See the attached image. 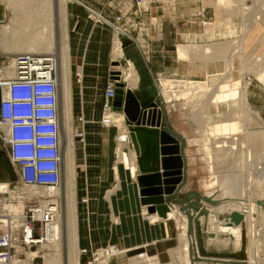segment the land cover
I'll use <instances>...</instances> for the list:
<instances>
[{
	"label": "bare ground",
	"instance_id": "6f19581e",
	"mask_svg": "<svg viewBox=\"0 0 264 264\" xmlns=\"http://www.w3.org/2000/svg\"><path fill=\"white\" fill-rule=\"evenodd\" d=\"M37 1L39 3H37ZM59 1H60V5L58 6L59 17L57 19L55 16V8L53 5V1L51 0H10L11 6L14 8V15L9 25H5L2 28H0V48L4 51L7 52L9 51L11 53L14 51L15 52L17 51V53L21 52L27 54H39V53L49 52L53 57L56 58L57 55L55 51L53 52V49H55L56 46L55 28L58 25V27L61 30V40H62L61 50L59 49L60 51L58 55H59L60 67H61V76H60L61 85L63 86V92H64V120H65V124L69 127V131H70L69 133H73L71 131L72 130L71 128L73 127V126L71 127V122H73L71 119L73 117L72 116L73 115L72 71L74 66L72 65V60L70 56V46H69V34H68L69 29H68V19H67L68 0H59ZM76 1L79 2V0ZM172 1L175 2V0H170V1L167 0L168 3ZM164 2L166 3V1ZM227 2L230 4L232 3V1L229 2V0H227ZM171 4L172 3H170V5ZM241 9L242 10L239 12H241L242 15L244 16L245 12H242L244 11V8ZM229 12L234 13L235 11L228 10V13ZM261 13L263 12H260V14ZM262 19L264 21V14ZM56 20H59L58 23H56L57 22ZM110 24L113 23L110 22ZM113 27L115 29V39L113 44L114 47L112 51V59H113V63L114 62L118 63L116 68H121V69L114 71L112 76L115 77L116 75H118L116 76L117 78L116 77L115 78L119 79L120 82L122 81L125 84L126 89L133 90L138 86L139 74L136 70L134 62L131 59L127 61L126 67L121 65L123 58H125L124 55L126 49L124 48L123 42L120 38V32L122 30L119 27H117L116 24H113ZM243 29H242L243 32H241L242 35L241 38L239 37L238 39L234 40L232 42L233 44L231 43V46L228 43L230 47L227 45L228 49H226L227 47L225 46V51L222 50L221 53L218 50H221L219 47L222 46L224 42H220V43L218 42L215 44L214 43L207 44L206 42V44H202V45L195 43H187V44L179 43L176 47L177 48L176 53L180 61H190L191 63L199 62L200 64L203 62V64L208 66V63L220 59L222 60V58L225 57L224 59V61L226 62L225 72L210 75L207 72V70H204L205 75L207 77V82L204 84V86L200 87L197 85L195 80H191L188 77H186L185 80H183L184 86L175 87V84L167 83L168 85L167 84L164 85L163 88L162 87L158 88V95L165 103H170L174 99L180 100L182 97L186 101V104H188L189 102H193L191 105V109L193 110V113L195 115L194 116L195 120L198 123L197 131L200 134V137L197 139V143L201 145L200 146L201 149L207 156L208 159L207 165L209 171L212 173H217V172L221 173L220 175L218 174L216 176L215 181H213L210 184V187H212V189L207 193L208 194L207 197L215 202H218V200L223 198L227 199V197L228 198L236 197L237 199V200L235 199L236 201H234V203L233 202L232 204L229 203L230 205L227 204V200H226L227 205L226 204L222 206L218 205V209L220 210V212L224 214L221 210L224 211L227 208H229L228 212L239 211V208L241 207L240 204H242V206H245L246 208L249 207L250 208V210L248 208L249 211H252L251 209L256 208L258 210L257 213L260 211L261 213L260 216L262 215L264 217V185H263L264 184V119L261 115V111L255 108L251 103V100L249 99L248 92L252 81L251 80L246 81L245 80L246 78H233L232 76L234 69L232 56L234 57V55L237 54L242 56V58L246 60V56H245L246 54L244 51V38H245V34L247 33V30L245 27ZM235 31H237L236 28L232 26L231 28H228L227 32L225 31L224 33H216L214 30L213 37L217 38L220 36L225 37L228 35H233ZM252 60L255 63L262 62L264 60V55H262V57ZM13 67L14 64H11L4 68V72L6 73L7 76L14 75ZM195 68H198V66L197 67L195 66ZM115 73H119V74H115ZM256 77L259 79L264 78V69L263 71L259 72ZM105 114L110 119L111 126L116 125L120 129L119 136L117 137L118 146L116 149L117 155L119 157V161H122L123 164L126 165L127 170L129 169L131 171V176L133 180L137 181V175L140 171L137 162V153L135 151V147L130 136V131L127 133L125 132V130H123L124 128H122L123 126L125 127V123L127 122L126 115L125 113H123V111L114 110V108L111 109L110 111H106ZM240 118H242L245 121L246 125L248 123L247 126L249 127L247 130L244 128L243 132L239 130ZM136 134H137L136 135L137 143L140 147V154L147 155L152 151H154V145H155L154 136L144 133L141 130H139L138 133ZM73 139H71L72 144L74 143ZM72 144L70 142L69 146L67 145L68 150L66 149L67 151L66 152L67 153L66 154L67 156V161H66V165H67L66 193L67 194L66 195L67 196L66 195L65 196L67 197V200L65 207L66 208L65 217H66L67 247H68L67 258H68V264H80L81 252L79 247V231H78L79 213H78V199H77V186H76V169H75L76 167L73 158L74 156L73 154L75 152H73L74 150ZM244 152H245L244 155L245 162L244 164H241L240 158ZM220 155L224 156V159H222L223 161H221ZM225 161L233 162L231 164L229 162L230 164L229 166H232L231 167L232 170L229 169L230 170L229 173H227V171L229 170H226L229 167L226 168L224 171L219 170V165ZM244 166L245 169L242 170ZM220 169L222 168L220 167ZM117 187L119 188V185ZM60 189L53 188L51 190H45L36 187L33 188L26 187L23 189V193L30 198L34 196L35 198L38 199L44 198L46 200V198L50 197V195L52 194H54L55 196L59 195L61 192ZM252 191L255 194V197L256 195H259V199H261L262 202V204L260 203L261 205L256 206L255 204L256 202H255L254 203L255 207H254V205L251 203L253 202V200L252 201L250 200L254 199V194L253 195L251 194ZM110 193H112V191H110ZM243 194H246L247 198L248 195L250 194L252 195L250 197H253L250 200H248V202H250L248 205L243 202L244 201L243 198L239 202V198H241ZM23 199L25 198L23 197ZM23 199L19 198V203L15 206L18 212H22L26 208V201ZM255 199L257 201V197ZM45 207L51 208V210L53 211V217L51 222H49L50 224H49V228L47 229V238L45 239L47 240V243H51L55 247L56 252H54V254H48V256L46 255L47 257H45L44 261L45 264H62L63 258L61 260V257L63 253H60V250H62L63 247L62 246L63 232H62V226L60 224L63 222L59 224L60 212H59L57 199L56 200L54 199L49 202H45L44 205L42 204L41 209ZM144 213L146 214L147 221L149 219V221H151L152 223L165 220L164 218L160 217L156 212L149 213L147 207L144 209ZM248 215L246 216L248 217ZM246 216H244L245 217L244 219L247 218ZM182 217H183V224H182L183 232L180 236L181 247L177 250L175 249V255L179 261L178 262L179 264H192V259H193L192 246L195 243V241L191 238L189 234V228H191L189 227V223H190L189 216L187 214H182ZM216 217L218 218V216ZM224 218L223 220L220 219L218 224L214 226L215 233L217 234L225 233L235 238L236 242L239 243L240 239L243 236L241 229L243 225L229 224L226 220L224 221ZM167 219L175 220L179 224L178 212L176 208L172 207V209H170ZM247 219H249V217ZM261 219L260 221L264 222V219L263 221ZM246 221L243 222L246 223ZM249 222L247 221L248 224H250ZM47 225L48 223L45 225V228ZM45 234H46V229H45ZM45 239L43 240L39 238V240H37V244L42 241H43L42 243H45L44 242ZM251 244L252 241L250 242V246H252ZM46 245L47 244H43V246ZM254 251L255 249L253 250V246H252L249 252V257L251 256L252 258L253 256L256 255ZM36 255H38V252H36ZM148 259L149 257L146 254L142 256L140 260H148ZM257 261L260 262V259Z\"/></svg>",
	"mask_w": 264,
	"mask_h": 264
},
{
	"label": "rangeland",
	"instance_id": "374dc122",
	"mask_svg": "<svg viewBox=\"0 0 264 264\" xmlns=\"http://www.w3.org/2000/svg\"><path fill=\"white\" fill-rule=\"evenodd\" d=\"M53 1V5L55 8V16L58 19L59 17V5H60V1L59 0H51ZM59 1V2H58ZM81 1V0H80ZM85 2L86 5H88L90 7V9L93 11V14L95 15H102L105 18H108L110 21L112 22H117V18L119 19V23H121V25L125 24V27L130 31L133 32V30L136 29V31H140L141 28L145 31L146 28H148V33H150L153 29L152 27H156L157 24H160V18L159 17H171L174 18V20L176 21V19L178 20L177 25H181L184 27H193V32L195 33L193 38L191 40L187 39V36L183 38L179 43H195V44H211V43H220V42H224L222 46H220L219 48L221 50L220 53L222 52V50L225 51V46L227 47L228 43L231 46V43L238 39L239 37L241 38V32H243V28L245 27L247 30V33L245 34V38H244V51H245V56H246V60L242 58V56L235 54L234 57L232 56L233 59V65H234V70L232 73L233 78H246V81L251 80V86L249 87V99L251 100V103L253 104V106L255 108H257L258 110L261 111V115L264 119V78L259 79L257 78V74L261 71H263L264 69V60L262 62H253L252 59H257L259 57H262V55H264V21H263V14H264V0H229V2L232 1V3H228L227 0H175V2H167V0H153V1H149L151 2L150 5L146 6L149 9L143 11L142 13H140L138 16L135 15V12L138 9H141L138 5V1L139 0H82ZM166 1V3L164 2ZM170 1V0H169ZM222 2V3H219ZM37 3H39L37 1ZM55 3V4H54ZM170 3H172L170 5ZM81 4L79 2H77L76 0H68L67 1V13H68V9H70V7H81ZM78 9L81 11L82 14L86 15V16H91L92 17V13L89 11V9H87L86 7H81ZM160 7V8H159ZM159 8V9H157ZM201 8H204L206 10L207 13V21L206 24H203V19H200L199 17L196 16V12H198V10H200ZM244 8V16L242 15L241 11ZM84 9V10H83ZM233 10L235 11L234 13L229 12L228 10ZM0 10L1 13L6 14L5 16V21H3L2 23H0V27H2L1 25H9L10 21L14 15V8L11 6L10 0H0ZM227 10V12H226ZM237 11V12H236ZM57 12V13H56ZM260 12H263L260 14ZM259 13V14H258ZM258 14V16H257ZM135 15V16H134ZM260 15V18H259ZM262 15V16H261ZM246 18V19H245ZM137 19V20H135ZM145 19L149 21V26H147L145 23H141L140 20ZM135 20V21H134ZM198 20V21H197ZM58 23L59 20H56ZM131 22H134L133 24ZM245 24H244V23ZM118 23V24H119ZM166 23V22H165ZM173 23V22H172ZM176 23V22H175ZM136 24V26H134ZM245 26H244V25ZM120 24L117 25V27H119L121 30L124 31V28L121 26ZM243 25V27H242ZM131 26H134L131 28ZM235 27L237 31L234 32L233 35H228L225 37H213V31L215 30L216 33H224L225 31L227 32L228 28ZM243 30H242V29ZM115 30V29H114ZM55 34H56V46L55 49H53V52L55 51L56 55H57V61L59 64V74L61 75V67H60V59H59V51L61 50V30L58 27V25L55 28ZM147 31V30H146ZM155 31V30H153ZM115 34V33H114ZM114 39H115V35ZM132 35V33H131ZM205 35V36H204ZM238 36V37H237ZM122 42H123V46L125 45V40L124 37L121 38ZM178 43V44H179ZM114 44V42H113ZM233 44V43H232ZM228 45V46H229ZM229 46V47H230ZM114 47V45H113ZM125 47V46H124ZM60 49V50H59ZM176 48L174 47V50ZM228 49V47L226 48ZM17 52V51H16ZM58 52V53H57ZM21 53V52H20ZM39 54H43V55H47L50 54L49 52H45V53H39ZM176 55V54H175ZM14 57V56H13ZM125 58H123V61L121 63V65H123L124 67L127 66V61L130 59L127 56L126 50H125ZM227 57V56H226ZM252 57V58H251ZM178 58V55H177ZM225 57L222 58V60H217L214 62H210L208 63V66L203 64V62L200 64L199 62H192L194 65H196V67L198 66V68H195V73L196 76L195 78H190L191 80H195L197 85L202 87L204 86V84L207 82V77L205 75L204 70H208L210 73L212 74H216V73H223L225 72V67H226V62L224 61ZM8 62V63H7ZM10 62V63H9ZM134 62V61H133ZM5 65H11L13 64L12 58L10 60H5L4 62ZM115 64V65H114ZM135 64V62H134ZM118 65V63H113V68L116 70H119L121 68H116ZM200 66V67H199ZM207 66V67H206ZM255 66V67H254ZM136 67V64H135ZM195 67V66H194ZM254 67V68H251ZM137 70V68H136ZM138 72V71H137ZM115 74H119V73H115ZM112 75V74H111ZM61 78V77H60ZM186 77L184 76H167V77H158L157 79H159L158 82V86L159 87H164V85H166L167 83H173L175 84V87H182L184 86V81ZM189 80V81H191ZM76 81L75 78V74L74 71H72V82ZM121 83H123L121 81ZM167 84V85H168ZM125 85V84H124ZM157 86V85H156ZM107 87V84L104 87V92L105 89ZM138 87V86H137ZM152 87V86H151ZM158 87V88H159ZM126 88V86H125ZM86 88L85 86H76V85H72V95H73V117H72V121L71 122V131L73 133H69L70 131H67L68 133L66 134V140H67V145L69 146L70 142L72 144L71 139H73L74 137V143L72 144L73 147V152H75L73 155L74 158V162H75V169H76V186L78 184L79 179H82V169L80 168V161H83V157H82V149L85 148L86 145H89L90 143L92 144L94 142V125H97L94 122H89L88 119H86V117L84 116V111H91L92 110V105L93 103L90 102H86L84 97H83V93L85 92ZM133 91V90H132ZM135 94H137L138 90L133 91ZM193 102H189L188 104H186V101L184 100V98L182 97L180 100L178 99H174L172 100L170 103H165V113L168 111L172 112V115H179L178 113L181 112L183 115H188V121L187 120H179L176 123V127L178 128L180 132L179 137L182 140V146H187V151H188V159H190V161H192L194 168V171L196 172V174L194 175V178H197L199 181L196 182V190L199 194L200 197L206 196L207 197V193L209 191H211L212 187H210V184L215 181L216 176L219 174H221L220 172L217 173H212L209 171L208 168V159L207 156L205 155V153L203 152V150L201 149V145L197 143V139L200 137L199 132L197 131V126L198 123L195 120V115L193 113V110L191 109V105ZM60 111L62 114V117L64 118V92H63V86L61 85L60 87ZM104 114V107H103V113L102 116ZM81 116H84V121L81 119ZM65 121V120H64ZM102 121V119H101ZM88 123V124H87ZM188 123V125H187ZM73 124V125H72ZM102 124V123H101ZM239 127H240V131L243 132L244 128L247 130L249 127L246 125L245 121L240 118L239 119ZM86 125H89L86 127ZM247 126V127H245ZM96 127V126H95ZM165 127V126H164ZM116 128V127H115ZM118 128V127H117ZM122 128H125L124 126ZM86 129V131H85ZM242 129V130H241ZM125 130V129H123ZM185 134V136L187 137H183V133ZM73 134V137H72ZM68 136V137H67ZM116 137H118L119 135H115ZM112 136V139H110V145L112 146V149H117L118 146V141L115 142L114 138ZM72 137V138H70ZM70 139V140H69ZM188 140V143H187ZM69 141V142H68ZM69 143V144H68ZM66 145V146H67ZM183 146V147H184ZM66 149L68 150L67 147H65V156H66ZM7 150V149H6ZM8 154V150L6 152ZM244 155L245 152L241 155V164H244ZM117 155V151H116V156H115V151L114 154L112 153V160H116L119 161V157ZM220 159L221 161H223L222 159H224L223 155H220ZM65 161H67V156L65 158ZM7 161H4V163H6ZM231 163V161H225V162H221L222 164L219 165V170L224 171L226 168V170H232L231 167L229 166ZM6 165V164H5ZM7 166V165H6ZM220 167L222 169H220ZM225 167V168H224ZM66 169H67V165L65 163V173H64V177H63V183L62 185L59 187V189L61 190L59 195H50V197L46 198V200L44 198L38 199V198H34L32 200V204H39V201H41V203L44 205L45 202H49L52 200H56L57 199V203L59 206V212H60V225L62 226V250H60V253L62 254L61 260L63 258L62 264H68V247H67V228H66V200H67V187H66ZM245 169V166L242 168V170ZM227 171V173L230 172ZM225 174V172H224ZM213 175V176H212ZM195 179V181L197 180ZM264 185V184H263ZM183 187V186H182ZM181 187V188H182ZM116 188H118L116 186ZM112 193H114L115 189L111 190ZM251 194L253 195V191L251 192ZM247 195L243 194V196H241V198H239V202L240 200H242L243 198V202L245 204H249L250 202H248V200H250L253 197H250L252 195ZM66 195V196H65ZM245 195V196H244ZM179 196H183V194H181L180 190H179ZM245 197V198H244ZM257 197V201L256 198ZM254 194V199H251L250 201L253 200V202H251L254 207L255 204L257 205H261V199H259V195ZM77 199H78V195H77ZM229 199V200H228ZM231 199V200H230ZM236 197L232 198V197H227V199H220L218 200L217 206L213 205L211 206L205 199L201 200L200 203L205 206V210H200V211H195V214L193 215L194 219H193V229L189 228V234L191 236V238L195 241V243L193 245H195V248H192V250L194 249L196 254L198 255V257L200 258V261H197V263L195 264H219L220 262H218L216 259L207 256V257H202L200 255V248L199 245L202 246V248L207 252H213V253H237L239 254L240 252H245L246 254L244 256H240L238 255V259L243 258L242 260L245 261L246 264H257L260 259V262L258 264L263 263L264 264V222H261L260 219L263 221L264 217L261 215L260 216V211L257 213V209H251L252 211H249L248 208H246L245 206H242V204H240V208H239V212L243 213L244 216L248 215L250 212V216L248 215L249 219H244V222L247 220L250 224L247 223H240L238 225H243L242 226V238L240 239V242H236L235 238L223 233V234H217L214 231V226L216 224H218V222L220 221V219L223 220V218L225 217L226 214H230L231 212H228L229 208H225L226 210H221L224 214H222L220 212V210L218 209V205L222 206L226 204V200H227V204L230 205L229 203L232 204V202L234 203ZM233 200V201H232ZM247 200V201H246ZM222 201V203H221ZM225 201V202H224ZM229 201V202H228ZM256 202V203H255ZM172 203H174L172 201ZM255 203V204H254ZM261 203V204H260ZM188 204V203H186ZM226 204V205H227ZM54 206V205H51ZM215 207V208H214ZM245 207V208H244ZM179 209V207H178ZM177 210L178 212V218H179V224L175 221L172 220L174 222V225H176L177 229L175 230V233L172 235V239L169 243H166V246L164 247V249L162 248V250H160L159 252H161V254H163L164 256H160L158 254H155L152 252L150 253V251H148V249L145 247V249L139 250L138 252H135L134 255V259H131L130 262L128 264H177L179 261L175 255V249H179L181 247V243H180V236L183 232V228H182V224H183V217L182 214L179 212V210ZM224 209V208H223ZM246 209V210H245ZM241 210V211H240ZM256 210V211H255ZM217 214V215H216ZM260 217H259V216ZM218 216V218L216 217ZM259 217V218H258ZM65 220V221H64ZM218 220V221H217ZM227 220L226 217L224 218V221ZM217 221V222H216ZM49 224L46 226V223L41 224L40 228L41 230L39 231L40 233V239H45L47 238V229L49 228ZM249 226H247V225ZM189 227L190 223H189ZM45 229H46V234H45ZM250 229V230H249ZM65 230V231H64ZM250 231V232H249ZM258 232V233H257ZM65 233V235H64ZM45 234V235H43ZM256 234V235H255ZM65 238V239H64ZM254 238V239H253ZM260 239V240H258ZM252 241V246H253V250L255 249V256L251 258V256L249 257V252L252 246H250V242ZM43 242V241H42ZM39 242L38 244H36L34 246V250L35 253L38 252L37 258L34 262V264H45V257L48 256V254H54V252H56L55 247L51 244V243H47V240L45 239V243ZM199 242L201 244H199ZM261 242V243H258ZM42 243V244H41ZM256 243V244H255ZM43 244H47L46 246H43ZM168 244V245H167ZM114 245V244H111ZM52 246V247H51ZM250 246V247H249ZM259 247V248H258ZM66 248V249H65ZM43 250V251H42ZM123 250L120 252V254H117L113 257L117 258V257H121L122 255H124L122 258H128L125 255L127 254V250L124 249H120ZM146 251V252H145ZM252 251V250H251ZM81 252V251H80ZM45 256H44V255ZM66 254V255H65ZM149 257L148 260H140L142 256L146 255ZM47 255V256H46ZM43 256V257H42ZM140 258V259H139ZM252 260H250V259ZM86 260L87 257L84 255H81L80 257V264H86ZM251 262H250V261ZM262 261V262H261ZM177 262V263H176ZM124 264V262H122ZM104 264V263H102ZM107 264H112V263H107ZM179 264V263H178Z\"/></svg>",
	"mask_w": 264,
	"mask_h": 264
},
{
	"label": "crops",
	"instance_id": "0c3cea01",
	"mask_svg": "<svg viewBox=\"0 0 264 264\" xmlns=\"http://www.w3.org/2000/svg\"><path fill=\"white\" fill-rule=\"evenodd\" d=\"M78 7L71 6L67 13L70 56L76 78L72 85L85 86L83 97L86 102L93 103V105L91 111H84V116L89 122L97 124L93 129L94 142L86 145L81 151L84 159L80 161L82 179H79L77 184L80 251L111 244L127 250L125 256L128 258L120 259L124 255L114 258L110 262L112 264H123L122 262L128 264L131 259H134V253L138 252V249H145V247L150 253L162 257L164 255L159 251L164 249L166 243L173 240L172 235L177 227L169 219L155 223L149 219L147 221L144 213L147 206L141 202L138 181L133 180L131 171L127 170L122 161L111 159L114 151L116 156V149L111 148L110 139L112 136L119 135L120 129L119 127H105L101 124L105 104L103 90L113 71L114 31L105 23L94 22L90 16L82 14ZM5 16L6 14H2L0 10V23L5 21ZM159 18L161 23L152 27L155 31L152 30L148 33V28H146L147 31L141 28L140 31L135 29L131 32L137 42L124 37L127 56L135 62L139 74L138 87L133 89V91L138 90L137 94L147 91L153 85H157L158 88V77L195 78L196 76L194 67L196 65L190 61H180L176 53V47L182 36L183 38L187 36L189 40L193 38L195 34L193 27L177 25L178 20L175 21L172 16ZM140 21L149 26L148 19ZM16 54L18 53L15 51L11 53L0 48V70L4 72V68L7 66L4 64L5 60H10ZM207 72L213 75L208 70ZM178 114L172 115V112L167 110L162 128L167 125L172 131L180 134L181 131L176 127V123L179 120L188 121V115H183L181 112ZM124 129L128 133L131 126L126 122ZM184 135L183 133V137ZM114 141H118L116 136ZM186 148L187 146L183 147L185 165L183 187L180 188L183 196L180 197H186L191 192L198 194L196 182L199 180L194 178L195 167L188 159ZM6 152V147L0 139V181L13 182L18 178V168L12 163ZM4 161L7 162L4 163ZM195 179L197 180L195 181ZM118 185L119 188H116ZM113 189H115L114 193H110ZM175 208L178 209V205H175Z\"/></svg>",
	"mask_w": 264,
	"mask_h": 264
},
{
	"label": "built area",
	"instance_id": "2783aa9c",
	"mask_svg": "<svg viewBox=\"0 0 264 264\" xmlns=\"http://www.w3.org/2000/svg\"><path fill=\"white\" fill-rule=\"evenodd\" d=\"M149 1L153 0H139L141 9L135 15L149 9H146L151 3ZM79 3L89 9L94 22L109 25L114 33L113 24L121 25L118 18L117 22H112L101 14H93L84 1L79 0ZM196 16L206 24L208 19L204 8L198 10ZM121 26L124 31L120 32V38L127 37L137 42L125 24ZM52 57L18 53L12 58L13 76H7L0 70V139L8 150L10 160L18 168L17 180L0 181V264H34L37 255L33 250L40 238V226L51 222L53 217L51 208L41 209V201L32 204L35 197H28L23 189L36 187L51 190L63 183L69 127L60 111L59 64L57 58ZM114 71L117 70L113 68L111 74ZM111 74L104 92L101 121L103 126L109 128L118 127L111 126L105 114L113 109L109 101L116 96L119 81ZM81 119L84 121V116ZM19 198L26 201V208L22 212L15 208ZM121 251L116 245H107L81 249V255H88L86 264H107Z\"/></svg>",
	"mask_w": 264,
	"mask_h": 264
},
{
	"label": "water",
	"instance_id": "95a60500",
	"mask_svg": "<svg viewBox=\"0 0 264 264\" xmlns=\"http://www.w3.org/2000/svg\"><path fill=\"white\" fill-rule=\"evenodd\" d=\"M109 103L114 110L125 113L127 123L131 126L130 136L137 153L140 170L137 181L142 204L147 206L149 213L156 212L164 219H167L170 209L178 205L179 212L189 216L191 229L195 230L193 229V215L195 211L205 210L203 209L205 206L200 201L205 199L212 206L217 205L218 202L206 196L200 197L195 192L189 193L186 197L179 196L185 165L183 143L179 135L169 126L165 125V128H162L166 113L164 102L158 95L157 86L153 85L147 91L135 94L132 90L126 89L124 83L118 81L116 96ZM139 130L155 137L154 151L147 155L140 154L136 137ZM225 217L229 224H240L245 218L244 214L239 211H232ZM192 248H195V245ZM199 248L202 257L210 256L221 264H246L243 258L238 259V255L244 256L245 252L239 254L207 253L202 246L199 245ZM197 261H200V258L193 249L192 264Z\"/></svg>",
	"mask_w": 264,
	"mask_h": 264
}]
</instances>
